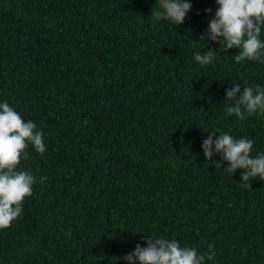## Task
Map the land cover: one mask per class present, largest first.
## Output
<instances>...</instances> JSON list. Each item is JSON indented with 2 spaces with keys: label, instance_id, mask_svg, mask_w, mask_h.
Here are the masks:
<instances>
[{
  "label": "trees",
  "instance_id": "1",
  "mask_svg": "<svg viewBox=\"0 0 264 264\" xmlns=\"http://www.w3.org/2000/svg\"><path fill=\"white\" fill-rule=\"evenodd\" d=\"M188 2L173 26L153 19L156 0H0V103L46 146L18 166L38 182L0 230V264H127L145 235L212 245L205 264H264V181L242 187V169L202 150L218 130L264 152V116L226 117L224 100L264 88V64L235 63L233 48L200 66L219 49L200 39L217 5Z\"/></svg>",
  "mask_w": 264,
  "mask_h": 264
},
{
  "label": "clouds",
  "instance_id": "2",
  "mask_svg": "<svg viewBox=\"0 0 264 264\" xmlns=\"http://www.w3.org/2000/svg\"><path fill=\"white\" fill-rule=\"evenodd\" d=\"M215 3V15L200 39L216 43L219 49L209 48L206 53H197L194 60L200 66H208L214 62L215 53L235 48L238 49V54L233 56L235 63L253 61L264 64V40L261 39L264 0H215ZM156 6L151 9L153 19L168 21L173 26L183 24L192 9L188 0H156ZM211 11L205 9V13ZM224 100L228 101L226 117L246 120L252 115L264 116V88L259 85L253 88L245 84L241 92L240 84H235L226 90ZM210 132L202 143L206 161L217 169H221L226 161L227 167L223 169L232 176L242 169V182H239L242 187H251L253 179L264 181V152L253 157L252 140L235 139L218 130ZM216 133L219 136L214 139ZM29 145L43 154L46 146L42 132L32 120L25 122L8 102L0 103V230L11 227L12 222L22 215L24 202L32 196L33 185L38 182L30 171L18 170L21 159L27 158ZM214 153L220 155V161L213 160ZM46 179L42 176L39 182ZM144 239L146 247L137 243L134 251L119 259L127 264H205L215 256L212 245L201 254L196 248L181 247L176 239L146 235Z\"/></svg>",
  "mask_w": 264,
  "mask_h": 264
}]
</instances>
